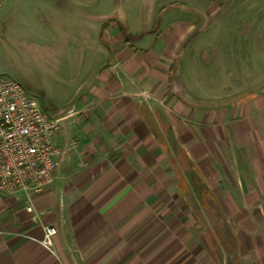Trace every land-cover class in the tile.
<instances>
[{
  "label": "crops",
  "instance_id": "crops-1",
  "mask_svg": "<svg viewBox=\"0 0 264 264\" xmlns=\"http://www.w3.org/2000/svg\"><path fill=\"white\" fill-rule=\"evenodd\" d=\"M96 3L0 0V75L21 76L16 49L49 57V109L38 99L56 145L77 144L31 202L0 194V264H264V92L189 106L173 65L194 24L163 14L125 36Z\"/></svg>",
  "mask_w": 264,
  "mask_h": 264
},
{
  "label": "rangeland",
  "instance_id": "rangeland-1",
  "mask_svg": "<svg viewBox=\"0 0 264 264\" xmlns=\"http://www.w3.org/2000/svg\"><path fill=\"white\" fill-rule=\"evenodd\" d=\"M101 1L96 0L95 12L106 11L120 24L125 36L130 34L131 27L144 33L160 25L163 14L194 24L173 65L174 89L189 106L223 108L264 92V0ZM79 5L82 10L84 7ZM158 9L163 11L159 17ZM51 30L55 36L59 34L58 39L68 37L62 30ZM49 45L42 48L47 50ZM71 47L65 44L62 51L67 52ZM13 54V63L21 76L1 75L23 84L48 108V96L53 90V62L47 57L42 69L37 61H24L17 49ZM228 248L231 259L235 260L232 247Z\"/></svg>",
  "mask_w": 264,
  "mask_h": 264
},
{
  "label": "built area",
  "instance_id": "built-area-1",
  "mask_svg": "<svg viewBox=\"0 0 264 264\" xmlns=\"http://www.w3.org/2000/svg\"><path fill=\"white\" fill-rule=\"evenodd\" d=\"M60 119L50 115L38 97L10 76L0 75V194L24 193L31 200L58 177L76 143L58 146ZM33 212L32 204L27 206ZM57 230L45 226L42 245L54 253Z\"/></svg>",
  "mask_w": 264,
  "mask_h": 264
}]
</instances>
